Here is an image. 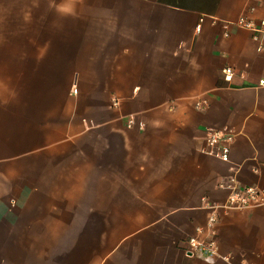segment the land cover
Returning <instances> with one entry per match:
<instances>
[{"label":"crops","instance_id":"crops-1","mask_svg":"<svg viewBox=\"0 0 264 264\" xmlns=\"http://www.w3.org/2000/svg\"><path fill=\"white\" fill-rule=\"evenodd\" d=\"M241 17L264 0H0V264H230L184 248L230 176L264 190V37L225 35ZM215 211L220 254L264 264V206Z\"/></svg>","mask_w":264,"mask_h":264},{"label":"built area","instance_id":"built-area-1","mask_svg":"<svg viewBox=\"0 0 264 264\" xmlns=\"http://www.w3.org/2000/svg\"><path fill=\"white\" fill-rule=\"evenodd\" d=\"M230 26H237L251 32L252 39L258 42V50H261V39L264 37V17L258 21H254L247 17H241L235 22H224L223 28L225 35ZM222 74L226 81H231L235 75V70L229 66L222 69ZM264 84V81H260ZM76 92V89H74ZM117 100L114 101V105ZM205 100L196 102V107L202 109L206 106ZM128 127L135 124L134 116H129L126 122ZM234 140V133L231 131H213L209 133V142L212 149L209 154L224 162L230 160V146ZM222 187L229 189L227 200L222 205H214L210 208L212 212L209 214L204 227H196L195 234L190 236L184 248V253L188 257L202 258L206 261H212L214 258H221L231 264L228 256H222L219 252V240L217 233L218 214L215 211L218 208L222 209H252L264 206V190L258 186H242L234 176L229 177L227 184H222Z\"/></svg>","mask_w":264,"mask_h":264}]
</instances>
